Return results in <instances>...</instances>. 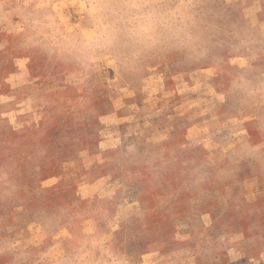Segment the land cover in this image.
<instances>
[{
	"label": "rangeland",
	"instance_id": "rangeland-1",
	"mask_svg": "<svg viewBox=\"0 0 264 264\" xmlns=\"http://www.w3.org/2000/svg\"><path fill=\"white\" fill-rule=\"evenodd\" d=\"M0 264H264V0H0Z\"/></svg>",
	"mask_w": 264,
	"mask_h": 264
},
{
	"label": "clouds",
	"instance_id": "clouds-1",
	"mask_svg": "<svg viewBox=\"0 0 264 264\" xmlns=\"http://www.w3.org/2000/svg\"><path fill=\"white\" fill-rule=\"evenodd\" d=\"M189 41H191V38H188Z\"/></svg>",
	"mask_w": 264,
	"mask_h": 264
}]
</instances>
